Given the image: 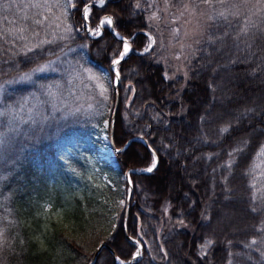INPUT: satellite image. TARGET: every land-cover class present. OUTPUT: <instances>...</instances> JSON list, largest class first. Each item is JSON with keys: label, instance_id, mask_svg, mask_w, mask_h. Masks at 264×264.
Instances as JSON below:
<instances>
[{"label": "trees", "instance_id": "16d2710c", "mask_svg": "<svg viewBox=\"0 0 264 264\" xmlns=\"http://www.w3.org/2000/svg\"><path fill=\"white\" fill-rule=\"evenodd\" d=\"M97 1L0 0L1 104L42 99L51 83L70 99L77 68L106 89L101 96L80 76L74 94L87 101L48 115L21 140L0 141V264H88L102 242L108 248L93 264L127 262L137 246L128 264H264V202L252 196L249 171L264 141V0H191L207 7L208 21L173 77L157 42L148 47V0H105L83 20V7ZM102 16L113 29L87 36L85 24L94 30ZM114 33L131 47L116 74ZM101 69L109 81L117 75L110 131L114 93ZM103 147L115 167L100 158ZM126 170L140 171L128 172L129 184ZM120 185L131 189L133 242L123 234Z\"/></svg>", "mask_w": 264, "mask_h": 264}, {"label": "rangeland", "instance_id": "374dc122", "mask_svg": "<svg viewBox=\"0 0 264 264\" xmlns=\"http://www.w3.org/2000/svg\"><path fill=\"white\" fill-rule=\"evenodd\" d=\"M101 2V0H98L95 4H101ZM148 4H150L151 7L149 16H146L148 27L150 28V31L147 32V37L149 39L148 47L153 42H157L159 50L158 60L162 64L167 76L173 77L178 74H182L186 62L192 54L194 44L201 37V34L206 26V22L208 21L207 7L196 5L191 0H148ZM86 12L87 8L84 12H82V16L84 14V18ZM108 21V18L101 19V26L109 25ZM86 25L87 24H85V31ZM100 29L97 27L94 30H90L87 32V36H97ZM114 35L116 36L115 33ZM116 37L122 42L119 57L122 58L128 51L129 44L125 39L118 36ZM126 48L127 51L125 52ZM48 68H50V66L46 65L29 70L28 72L18 76L16 81L28 82L34 75L46 73ZM75 71V74L72 75V79L77 77L78 79L75 80L78 82L75 83V85H68L66 87L72 95L70 99L65 98L63 94L58 93L61 90L59 84L51 83L44 89L45 94L43 93L42 99L41 97L36 98L34 95L32 98L29 96L19 98L13 104L6 105L0 103V141H2L5 135L9 133L15 141L17 138L18 140H21L23 138V136L20 135L21 133L32 131L35 129L34 127H44V121L47 120L48 115H57V118H59L68 111H74L77 107H79V105L87 101L86 98L84 99L81 98L80 95L78 96L77 94H74L77 84L81 82L79 80L80 76L94 79L97 91H99L101 96H103L106 89L104 88L102 81L95 80V77L91 76L86 69L77 68ZM111 71L116 74L115 68H112ZM101 74L104 77L106 76L105 78L110 84V87L111 85L113 86L115 80L117 79V75L114 78V81H109V76L106 71L101 69ZM73 81L74 80H72L71 84ZM113 93L115 95L116 91H113ZM43 101L47 102V110L42 107ZM71 107L74 109H71ZM107 115H110L109 111ZM107 121L108 120H105L103 122L102 129L107 127ZM101 136L104 137L103 134ZM100 158L106 160L111 166H116L109 148L103 147L101 149ZM249 169L251 174V186L253 187L252 196L257 200H262V202H264V141L256 151ZM121 179L125 180L126 178L122 175ZM127 193L128 187L125 188L123 185H120L116 198L120 207H123ZM263 247L264 243L259 246L260 249H263ZM260 249L256 250V252H258V256L263 253ZM133 254L134 252L132 255ZM138 257L139 255L136 258ZM114 259L117 263H125L115 257Z\"/></svg>", "mask_w": 264, "mask_h": 264}, {"label": "water", "instance_id": "95a60500", "mask_svg": "<svg viewBox=\"0 0 264 264\" xmlns=\"http://www.w3.org/2000/svg\"><path fill=\"white\" fill-rule=\"evenodd\" d=\"M104 2H105V0H102L101 4H95V3H93V4H92V3L86 4V5L83 7L82 11L84 12V10H85L86 8L90 7V6H101V5L104 4ZM82 18L85 20V18H84V14H83ZM103 18H108L109 20H111V18H110L109 16H102V17L100 18V20L103 19ZM100 20H99L98 23H97V27H98L99 29L101 28ZM109 29H110V30L113 29V27H112V20H111V24H109ZM89 31H90V29H89L88 25H86V32H89ZM130 51H131V48H130V46L128 45V51L126 52V54H125L122 58H119V59H117V60L120 61L121 59L125 58V57L130 53ZM117 60H115V61H117ZM115 61H114V62H115ZM114 62L111 64V70H112V68H115L116 65H117V63H114ZM116 84H117V79L115 80V82H114V84H113V86H112V90H113V91H115V86H116ZM116 110H117V96H116V94H115V95H114V105H113V109H112V111H111L110 118H109V131L111 130V125H112V121H113V119H114V117H115ZM142 143H143L144 145H146L144 141H142ZM122 149H123V148L118 149V150L114 149V150L118 152V151H120V150H122ZM128 172H131V173H139L140 171H138V170H126V171L124 172V177L126 178L125 180H126V182L129 184V182H128V177H127ZM146 172H147V171H146ZM130 195H131V189H130V187H128L127 197H126L125 202H124V204H123L122 229H123V234H124V237L126 238V240H128V241H130V242H133V240H132L130 237L127 236L126 231H125V218H126V214H127V210H128V206H129ZM102 248H108L107 244H105L104 242L98 244V246L96 247L95 251L93 252L92 257H91V259H90V261H89L88 264H93V263H94V261H95V259H96V257H97V254L99 253V251H100ZM139 253H140V249H139V247H136V249H135V251H134V254L128 259V261L125 262V263H121V264H128L129 262H131L132 260H134V259L139 255Z\"/></svg>", "mask_w": 264, "mask_h": 264}, {"label": "snow or ice", "instance_id": "6c2138e0", "mask_svg": "<svg viewBox=\"0 0 264 264\" xmlns=\"http://www.w3.org/2000/svg\"><path fill=\"white\" fill-rule=\"evenodd\" d=\"M108 23L111 24V20H109ZM126 51H127V48L125 49V52H126ZM114 63H117V64H118V63H119V60L115 61ZM156 166H157V165H156V162H155V160H153V162H152V166L147 168V172H148V173L153 172V170L156 168Z\"/></svg>", "mask_w": 264, "mask_h": 264}]
</instances>
